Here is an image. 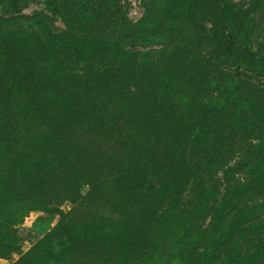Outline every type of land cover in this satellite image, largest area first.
<instances>
[{
	"label": "trees",
	"instance_id": "16d2710c",
	"mask_svg": "<svg viewBox=\"0 0 264 264\" xmlns=\"http://www.w3.org/2000/svg\"><path fill=\"white\" fill-rule=\"evenodd\" d=\"M33 1L0 0V258L41 212L45 264H264V0ZM111 185L136 215L102 244Z\"/></svg>",
	"mask_w": 264,
	"mask_h": 264
},
{
	"label": "rangeland",
	"instance_id": "374dc122",
	"mask_svg": "<svg viewBox=\"0 0 264 264\" xmlns=\"http://www.w3.org/2000/svg\"><path fill=\"white\" fill-rule=\"evenodd\" d=\"M122 5L128 4L129 5V18L134 21H138L142 18L144 15V7L142 4V0H122ZM43 9L42 0H34L30 6V8L25 11V14L28 16H31L33 12L40 11ZM59 27H63L61 23H58ZM234 43V42H233ZM13 118H18L19 116H12ZM21 118V117H19ZM27 120V119H26ZM29 122V121H28ZM31 127L26 129L21 127L23 130H21V133L25 135L29 134H35L36 140L31 142V145L33 146V149H36V151L41 154L42 156H45L44 154V143L40 141V134L42 131L36 130L32 122ZM28 130H30V133L28 134ZM47 145V144H46ZM45 145V146H46ZM23 144L21 143V147ZM64 174V171H63ZM67 175V173H66ZM74 175H80L73 173ZM62 181L58 183H54L53 180H51V188L54 189L56 194H60L61 198L63 199V210L65 212H68L71 208H73L72 204L67 200V197L71 193L70 189H68L67 184H64V177L61 178ZM67 182V181H66ZM68 183V182H67ZM69 184V183H68ZM89 190V187H86L83 190V194L85 195ZM66 194V195H64ZM86 211L92 212L93 218H97V222L101 225L103 228L98 236V239L101 240L102 244L105 240H109L111 235L114 233V231L119 230V228L123 227L124 221H129L130 217L136 215L132 209L130 210L129 203L125 200L124 197H122L116 190L115 186L111 185L110 188L103 189V193L95 194L94 202H92V205L86 209ZM87 214V212H84ZM90 214H88L89 216ZM43 216V213L41 212H33L31 213L25 220V222L18 226L16 228V235L18 238V245H16V251L11 253L9 257L6 259L0 258V264H16L20 260L27 264H45L46 263V255H38L35 258L28 259L26 257L28 253L34 249L36 246H38L42 240H43V234L41 231L36 229L35 223L36 221ZM90 218V216H89ZM188 218V216H184L183 220L185 221ZM101 227H98L101 229ZM87 228L86 225H77L75 227V232H78V234H82L83 236H87L86 233H84V230ZM91 230V229H89ZM116 236V234H115ZM45 244V243H44ZM43 244V245H44ZM96 246L100 245V241H97ZM54 244L50 243L48 245V249L44 247V252L48 255L51 254L50 250L54 249ZM99 249V246L97 247ZM49 250V251H47ZM43 252V253H44ZM99 255V253H98ZM82 261V259L80 258ZM84 263V261H82Z\"/></svg>",
	"mask_w": 264,
	"mask_h": 264
}]
</instances>
